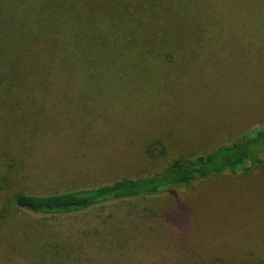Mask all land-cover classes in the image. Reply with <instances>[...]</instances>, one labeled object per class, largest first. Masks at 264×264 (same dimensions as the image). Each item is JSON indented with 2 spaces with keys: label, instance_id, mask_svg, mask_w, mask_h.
Listing matches in <instances>:
<instances>
[{
  "label": "rangeland",
  "instance_id": "obj_1",
  "mask_svg": "<svg viewBox=\"0 0 264 264\" xmlns=\"http://www.w3.org/2000/svg\"><path fill=\"white\" fill-rule=\"evenodd\" d=\"M69 7L116 25L122 49L57 73L41 97L0 98V264L264 262V162L69 214L11 202L152 176L264 127V0H0L1 29Z\"/></svg>",
  "mask_w": 264,
  "mask_h": 264
},
{
  "label": "trees",
  "instance_id": "obj_2",
  "mask_svg": "<svg viewBox=\"0 0 264 264\" xmlns=\"http://www.w3.org/2000/svg\"><path fill=\"white\" fill-rule=\"evenodd\" d=\"M80 11L81 9L72 7L58 8L54 22H49L50 19L34 22L35 19H31V9H28L25 21L18 23L10 21L4 24L3 30L0 25V31L5 30L3 37L0 34V98L11 99L13 106L16 107L20 99L41 97V87L51 85L49 81L58 78H54L57 73L61 71L77 73L78 70L86 72L92 67L102 69L110 61L108 56L113 51L122 49L112 41L119 39V35H116V25L114 28H106L101 24L104 20L99 22L97 19L93 23L86 24L85 21H80ZM42 12L46 15L45 9ZM10 14L16 15V12H9ZM120 15L129 20L135 14L124 9ZM145 15H150V12ZM0 18L2 19L1 16ZM144 23L143 29L147 30L146 33L148 30L155 32L152 27L148 28L150 22ZM168 24L169 26L165 25V33L175 30L174 26ZM154 27L156 29V26ZM161 31L159 30L160 33ZM135 34V36L139 35V33ZM162 41L164 42L159 49L168 51L172 45L164 37ZM124 42L128 41L124 40ZM37 44L40 45L38 49H36ZM128 44L131 46L129 42ZM141 46L145 48L143 44ZM142 47L136 49L140 50ZM47 76L48 78H45ZM263 162L264 127H261L203 155L187 160H176L164 171L152 176L125 178L94 188H82L52 195L16 192L12 195L11 202L23 211L69 214L111 201L161 195L227 173H247ZM249 264H264V262L255 260Z\"/></svg>",
  "mask_w": 264,
  "mask_h": 264
}]
</instances>
